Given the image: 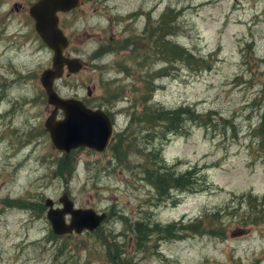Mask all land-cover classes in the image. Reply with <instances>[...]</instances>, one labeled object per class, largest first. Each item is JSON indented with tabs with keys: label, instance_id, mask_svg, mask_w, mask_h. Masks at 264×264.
Wrapping results in <instances>:
<instances>
[{
	"label": "rangeland",
	"instance_id": "1",
	"mask_svg": "<svg viewBox=\"0 0 264 264\" xmlns=\"http://www.w3.org/2000/svg\"><path fill=\"white\" fill-rule=\"evenodd\" d=\"M24 1L0 0V264H264V0H82L58 14L67 53L85 67L57 93L110 105L116 120L106 151L67 156L44 128L52 106L39 79L53 54L41 39L32 54L13 45L10 8ZM179 107L201 121L166 142L131 119ZM164 161L206 184L164 199L148 178ZM65 191L74 207L112 218L54 235L44 202L59 206Z\"/></svg>",
	"mask_w": 264,
	"mask_h": 264
},
{
	"label": "water",
	"instance_id": "2",
	"mask_svg": "<svg viewBox=\"0 0 264 264\" xmlns=\"http://www.w3.org/2000/svg\"><path fill=\"white\" fill-rule=\"evenodd\" d=\"M81 3L82 0H36L29 11L35 22V30L53 54L51 66L40 75L47 103L53 107L44 122V128L52 146L65 154L81 147L103 152L108 147L113 131L104 111L87 109L75 98H63L54 88L61 78L77 74L85 67L81 59L66 54L69 41L59 26L58 17L59 13L76 9ZM59 110L63 112L61 119H57ZM59 203L62 208L54 209L52 200H45L46 218L51 224L52 232L58 236L95 231L106 217L93 209L74 208L66 191ZM66 216L69 217V223L65 220Z\"/></svg>",
	"mask_w": 264,
	"mask_h": 264
},
{
	"label": "trees",
	"instance_id": "3",
	"mask_svg": "<svg viewBox=\"0 0 264 264\" xmlns=\"http://www.w3.org/2000/svg\"><path fill=\"white\" fill-rule=\"evenodd\" d=\"M168 44L169 43L164 41L163 45H164V49H167L170 55L174 53L176 56L178 55L177 57H179L180 59L181 58L187 60L191 59L189 54H187L184 50L180 49L175 44H169V46H167ZM159 53L161 54L160 51ZM131 119H133L134 123L143 124L144 127L150 126L151 129L161 128L164 131V142H166V140L170 136L182 134V133L179 134V132H181L183 128H184L183 133H185L186 122L188 121L199 122L201 121L200 120L201 116L200 114L196 113L193 109L189 107H179L172 110L164 109L160 111L159 110L152 111L151 109H145L144 111H141L139 114L132 115ZM257 129L259 130L258 134L261 133L259 135L258 144L261 145V147H263L264 119L260 121ZM117 136H118V143L115 145L116 148L120 147L121 144L124 143L122 141L123 140L122 135H117ZM152 151L154 152L153 153L154 158L158 154H160V151L158 150H156V152L154 150ZM159 160L162 162L161 159ZM173 167L176 169L175 166ZM159 169L162 170L161 173H157L155 170H153L152 173L148 175V178L151 181V184L153 188L157 191V193L162 196L164 195V199H166L171 192L175 191L181 195L184 193L192 192L193 190H195L193 188H195L197 185L206 184V181H204V176L201 175L199 173V170H197L196 168L188 169L185 170L184 172L177 173L171 168H168V166H166V162L164 161V165H160ZM259 208H264V200H263V204L259 205ZM137 232L139 233V237H140L141 231L137 229Z\"/></svg>",
	"mask_w": 264,
	"mask_h": 264
},
{
	"label": "flooded vegetation",
	"instance_id": "4",
	"mask_svg": "<svg viewBox=\"0 0 264 264\" xmlns=\"http://www.w3.org/2000/svg\"><path fill=\"white\" fill-rule=\"evenodd\" d=\"M35 1L32 2V1L28 0V1H24L22 3L12 4L11 5V8H10L11 11L15 10L16 14H18V16H19V19L18 20L20 22V28H16L14 30V33H16V36L14 37V39H17V42L16 43H18L17 45L16 44H13L14 45V48L17 51H24V50L27 49V51H29L31 54L40 51V36L37 33V31L35 30V22H34L33 18L29 14L30 8H31V6L33 5V3ZM25 29L28 30V32H27L26 35H24V30ZM111 42H112V40H111ZM92 99L93 98H84V99H78V100H80L81 103L87 109H90V110H98V109H101V110H103L108 115L109 120H110V122H111V124L113 126V129H114L116 120H115L114 113L112 112L111 106L110 105H108L106 107L96 106L94 103L91 102ZM52 111H53V107H52L51 112ZM57 118L58 119L63 118V112L62 111H60V110L58 111ZM113 141H114V130H113V134L111 136V139H110V142H109V145H108L107 149L111 146V144H112ZM83 148L84 149H87L89 151L96 152L94 149L82 147V149ZM67 155H65V156H67ZM62 196H63V194L58 198V201H57L59 206H56L54 204V202L52 201V208H54V209H56V208H62V205L59 203V199ZM73 205H74V203H73ZM44 208L47 210V208L45 207V202H44ZM74 208H76V207H74ZM97 213L105 214V216H106L105 219L101 222L99 228H101L102 225L105 222H108L112 218V212H110V211H101V212H97ZM67 218H68V220H67ZM65 220H66L67 223H69V217L68 216H66ZM135 228H136V231H137V229H139L141 231V225L136 224ZM51 229H52V227H51ZM140 237H138V238L141 239Z\"/></svg>",
	"mask_w": 264,
	"mask_h": 264
}]
</instances>
